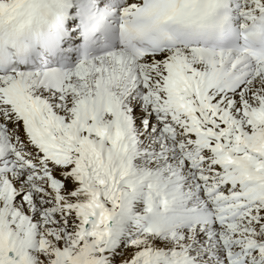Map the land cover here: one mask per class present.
<instances>
[{"label":"snow or ice","instance_id":"obj_1","mask_svg":"<svg viewBox=\"0 0 264 264\" xmlns=\"http://www.w3.org/2000/svg\"><path fill=\"white\" fill-rule=\"evenodd\" d=\"M0 264H264V0H0Z\"/></svg>","mask_w":264,"mask_h":264}]
</instances>
